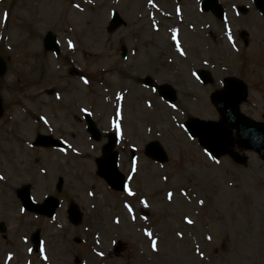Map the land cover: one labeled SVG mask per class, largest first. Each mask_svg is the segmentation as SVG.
Wrapping results in <instances>:
<instances>
[{"label": "rangeland", "instance_id": "rangeland-1", "mask_svg": "<svg viewBox=\"0 0 264 264\" xmlns=\"http://www.w3.org/2000/svg\"><path fill=\"white\" fill-rule=\"evenodd\" d=\"M192 7L194 0H0V58L7 69L0 76V223L7 227L0 234V264H264V161L253 152H239L247 160L240 165L229 156L214 159L180 129L188 118L218 119L209 89L196 93L208 107L174 113L156 105V95L144 85L149 77L165 82L157 79L155 67L151 73L150 61L165 65L173 58L168 31L182 20L177 13L187 16ZM112 12L123 24L111 33ZM230 14L226 23L230 19L237 35L248 32L247 46L236 37V52L231 40H218L222 71L215 78L241 75L249 85L242 111L262 121L264 19L254 9L238 18ZM211 16L188 15L190 33L200 32L199 38L187 32L193 38L189 48L205 62L218 56L211 32L219 22ZM152 22L166 29L155 33ZM49 33L58 40L59 55L45 49ZM145 100L158 109L149 110ZM119 101L125 102V109L119 107L125 110L126 133L116 151L132 196L111 190L96 174L109 133L117 132ZM89 117L101 132L98 140L87 131ZM38 135L61 138L68 147H36ZM153 140L168 153V163L145 155ZM27 186L40 204L50 195L60 200L54 218L23 209L18 191ZM71 203L84 214L77 227L67 214ZM35 232L41 237L37 250Z\"/></svg>", "mask_w": 264, "mask_h": 264}, {"label": "water", "instance_id": "water-1", "mask_svg": "<svg viewBox=\"0 0 264 264\" xmlns=\"http://www.w3.org/2000/svg\"><path fill=\"white\" fill-rule=\"evenodd\" d=\"M257 5L260 10L264 13V0H256ZM121 23L118 15H115L112 22V28H115ZM46 47L49 50H58L56 46V39L54 36L49 34L46 38ZM6 71L5 65L0 59V75H3ZM234 85H237V92L234 90ZM237 94H241L240 98H237ZM246 89L239 82L234 80H229L226 84L224 91L217 95L215 98V103L219 110L224 115V120L228 122L230 126L238 130V142L240 145L247 149H253L258 152L264 158V125L253 124L250 120L244 118L239 112V104L245 98ZM236 95V96H235ZM244 95V97H243ZM220 98L221 104L218 105V99ZM223 102L227 104V107H222ZM235 102V103H234ZM232 103V105H231ZM3 114L2 105L0 101V117ZM188 129L191 134L198 136L200 142L207 147L216 157H220L226 152L225 147L228 140V132L225 127L218 125L214 122H204L199 120H194L188 124ZM91 133L98 137V132L94 125L91 124ZM38 143L45 146L57 145V141L40 137ZM116 140L111 139L110 143L105 147V157L100 159L99 164V174L105 178L108 183L116 190L123 189V177L117 170V155L113 152ZM149 155L156 160L165 161L166 157L162 149L158 144L153 143L148 148ZM21 196L24 197V205L29 210H40L38 212L52 215L57 207V204H48L46 206H41L40 209L37 208L30 200L28 191L21 192ZM54 203V201H52ZM70 215L73 217L74 224H79L82 220L81 213L76 205H72L69 210ZM38 242V234L35 237Z\"/></svg>", "mask_w": 264, "mask_h": 264}, {"label": "flooded vegetation", "instance_id": "flooded-vegetation-1", "mask_svg": "<svg viewBox=\"0 0 264 264\" xmlns=\"http://www.w3.org/2000/svg\"><path fill=\"white\" fill-rule=\"evenodd\" d=\"M203 1L204 0H194V7H192L193 10L191 12H188V13L192 16L194 14L197 15L199 13L204 14L205 12L202 10V6H201ZM242 2L246 3V2H248V0H243ZM227 3L229 4L230 0H228ZM226 8L228 10L231 8H234L233 10H230L229 12L233 13L234 11H237V12L241 13L242 15H246L251 11V9H248L246 7L236 6V5L233 7H225V9ZM224 12H225V10H224ZM165 13L168 14V12H165ZM207 13L211 14L213 16V18L219 22L217 24V27L215 28V31L217 29L218 30L216 32L215 31L211 32L212 38L216 41L215 42L216 47L213 48L215 54L216 55L218 54V56L216 58V62H213L211 60L208 62H204L202 59L198 58L201 56V54L198 52L197 49H192V51H195V50L197 51L196 56L190 50L189 41L193 42V38L189 37L187 32L190 33V30L193 31L194 28L192 27V25H189V23H190L189 22L190 18L188 17L189 14H187V16H186V12H184V13L182 12V14L180 15V19L182 17L183 22L179 21L178 25L176 27H174V34H175L176 39H175V44L172 47L173 58L171 57L169 60H164L163 63H165V65L161 64L162 62H160V63L157 62L158 61L157 58L155 59V61L154 60L150 61V65L152 67L151 73H153L155 70V74H156L157 79L165 78L166 80L163 84H168V85L172 86L174 93H175V95L171 96L172 98L175 97L174 100H168L167 97H169V96H167L166 94H163L160 85H156V98H157L156 105L163 104V106L168 108L169 110L185 109L187 107H190L193 109H197V108L202 109V107L205 108V107H208V105H206V102H201L203 100L202 99L203 97L200 94H196V93H198L199 91L206 92V89H209V90H207V92L210 94L209 100L211 101V94L213 92L216 93V92L220 91V89L222 88V86L224 84V79H218L217 77L215 78V75H217V72L222 71L220 52H219V48H218L219 44L217 45V41L220 40L221 38L225 37V36L236 37V36H240V34L237 35L236 33H232L231 31H229V29L227 27H224L222 32H221L219 27L221 24V20H224L225 18L221 19L220 16H218L214 12L209 11ZM233 17H235V16H233ZM171 18H172L171 16H167V17H164V20H166V19L171 20ZM152 24L154 26V28H153L154 32L156 31L155 33H158L160 30L166 29V25H165V29L162 28L163 23L158 24V23L152 22ZM192 34L196 35V37L199 38L200 32H198V33L193 32ZM178 40H179V42H178ZM162 41L163 40H161V42ZM158 42H154V45L157 48H159L160 45H162L164 48H166L163 45V43H161V42L158 43ZM177 43L179 44V50L177 48ZM181 51H183V55H181ZM126 55H128V54H126ZM126 55H125V57H126ZM190 57H192L193 59L190 60ZM166 65L170 66L169 67V73H170L169 76L167 75L168 68L166 67ZM153 67H155L154 70H153ZM208 70L210 72H212L213 74L209 73ZM172 76H174L175 78L173 79ZM180 77H183V80H180L179 79ZM149 83L154 85L155 81L153 79H150ZM211 84H212V87H210ZM211 103H212V101H211ZM152 104L155 105V102ZM246 104L247 103H245L244 105H246ZM172 105H175V107L173 108ZM213 108H214V106H213ZM157 109H158V107L155 110H157ZM217 114H218V120H219L220 114L219 113H217ZM125 126L126 125L124 124L123 129H125ZM231 148H232V146H231Z\"/></svg>", "mask_w": 264, "mask_h": 264}, {"label": "snow or ice", "instance_id": "snow-or-ice-1", "mask_svg": "<svg viewBox=\"0 0 264 264\" xmlns=\"http://www.w3.org/2000/svg\"><path fill=\"white\" fill-rule=\"evenodd\" d=\"M149 2L151 3V0H149ZM152 6L155 7V4H152ZM76 7H79V5H77ZM173 39H174V40L176 39L175 35L173 36ZM229 39H231V36H229ZM69 46L72 47L71 44H70ZM177 48H178V50H179V44H178V43H177ZM181 55H183V51H181ZM194 75H195V74H194ZM85 82L87 83V81H85ZM172 107L174 108L175 105H172ZM116 116H117V117H120V111H119V109L117 110ZM45 122H46V121H45ZM113 127L116 129V131H117V135H120V134H121V129H120V124H119V122H118L117 120H114V121H113ZM134 171H135V161H133V172H134ZM0 179H3V177H0ZM129 179H131V177H129ZM125 191L127 192V194H128L129 196L134 195V193L131 191V189L128 188L127 186L125 187ZM168 197H169V199H171V198H172V193H169V194H168ZM142 203H145V206L147 207V203H146V202H142ZM200 203L203 204V201H200ZM125 207L128 208V211H129V212H132V208H131L130 205L125 204ZM187 223L191 224L192 221L189 219V220H187ZM145 234H146L147 236H149V237L152 236V233H150V232H146ZM209 239H211V237H209ZM156 243H157V242H156L155 240H152V248H153V250H156Z\"/></svg>", "mask_w": 264, "mask_h": 264}, {"label": "bare ground", "instance_id": "bare-ground-1", "mask_svg": "<svg viewBox=\"0 0 264 264\" xmlns=\"http://www.w3.org/2000/svg\"><path fill=\"white\" fill-rule=\"evenodd\" d=\"M161 46V45H160Z\"/></svg>", "mask_w": 264, "mask_h": 264}]
</instances>
